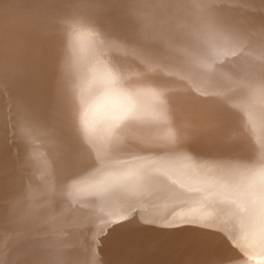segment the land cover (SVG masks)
Instances as JSON below:
<instances>
[{"label": "bare ground", "instance_id": "1", "mask_svg": "<svg viewBox=\"0 0 264 264\" xmlns=\"http://www.w3.org/2000/svg\"><path fill=\"white\" fill-rule=\"evenodd\" d=\"M0 65V264H264V0H0Z\"/></svg>", "mask_w": 264, "mask_h": 264}, {"label": "snow or ice", "instance_id": "2", "mask_svg": "<svg viewBox=\"0 0 264 264\" xmlns=\"http://www.w3.org/2000/svg\"><path fill=\"white\" fill-rule=\"evenodd\" d=\"M207 70L211 71V66H207ZM3 75V66L0 65V76ZM111 85L113 86V90L123 92L124 94L128 95L130 99H132L136 93L134 90L127 88L124 85V82L120 76L119 69H115L113 71V74L111 75ZM167 103L164 94L161 93L158 96V104L163 106ZM139 117L137 116L136 112L133 110L132 107H129L127 110L123 111L119 116L115 118V123L113 125V129L116 135L117 141H119V133L116 132L117 129L121 127V125L125 124L129 121H135L138 120ZM184 137L180 134L179 130H177L168 140L161 143H156L155 147H162L166 150L165 154L169 158L182 155L183 151L185 149V143H184ZM134 159H146L143 156H137ZM127 163V161H126ZM133 215L124 214L120 216L118 219L111 220L107 223V227L105 230L102 231V234L100 237L97 238L96 244L99 245L100 240L103 238V236H107L108 232L115 228L117 225H123L133 219L134 213L136 212V209L130 210ZM185 223H192V221H185Z\"/></svg>", "mask_w": 264, "mask_h": 264}]
</instances>
